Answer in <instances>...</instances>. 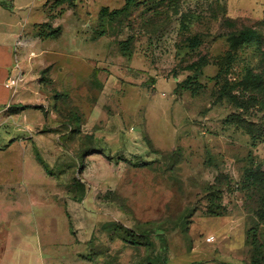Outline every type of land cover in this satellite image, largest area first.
<instances>
[{
  "label": "rangeland",
  "instance_id": "rangeland-1",
  "mask_svg": "<svg viewBox=\"0 0 264 264\" xmlns=\"http://www.w3.org/2000/svg\"><path fill=\"white\" fill-rule=\"evenodd\" d=\"M124 2L0 13L44 121L0 118V264H264V0Z\"/></svg>",
  "mask_w": 264,
  "mask_h": 264
},
{
  "label": "crops",
  "instance_id": "crops-1",
  "mask_svg": "<svg viewBox=\"0 0 264 264\" xmlns=\"http://www.w3.org/2000/svg\"><path fill=\"white\" fill-rule=\"evenodd\" d=\"M10 2V4H8ZM11 8V9H10ZM18 8L16 5V0H0V13H7L8 11H13ZM100 10V9H98ZM0 14V118L8 112L10 117L13 115H19V130L23 132H29V134H41L44 130L42 129L44 121L42 116L39 114H32V118H29L26 114V108H34L35 103L33 101V94H35L34 84H25L24 79H21L20 73L21 69L15 63V50L19 47V52L22 55L24 44L29 42V37L26 33L29 29H24L22 33L15 31L16 25L19 23H11L7 19L2 18ZM17 80L15 91L13 87H7L6 83L9 80ZM26 106V107H22ZM36 108V107H35ZM11 110V111H10ZM33 138V137H32ZM25 141L22 140V143ZM17 219L19 221V210H14ZM0 216V225L2 223H8L7 211L3 210ZM1 226L2 231L0 232V239L4 241L5 239H10L8 236V230ZM17 237L19 233H16Z\"/></svg>",
  "mask_w": 264,
  "mask_h": 264
},
{
  "label": "trees",
  "instance_id": "trees-1",
  "mask_svg": "<svg viewBox=\"0 0 264 264\" xmlns=\"http://www.w3.org/2000/svg\"><path fill=\"white\" fill-rule=\"evenodd\" d=\"M67 1H69V0H58V3H64ZM71 1H73V0H71ZM124 1H125L124 2L125 4H124V7H122V8L109 10V8L107 6L101 7L99 10V15L100 16L108 15L110 17H114L116 15H119L123 11H125L135 0H124ZM256 36H257V32L254 29H251V28L241 29L238 31L237 34H235L231 37L230 45L233 46V45L239 44L240 42H242L244 40H248V39L256 37ZM194 43H195L194 45L197 44L196 42H194ZM188 77H190V76H188ZM249 78H250L251 83L254 84L255 86H261L262 84H264V78H262V76H260L258 74H250ZM22 107H26V106H22ZM254 174H255V176H254ZM250 177L251 178L255 177V181L259 180L261 182H264V172H259L258 170H256L254 173L252 171L250 174ZM261 217L264 218V210H262V212H261ZM120 227H122L128 235H130V236L133 235V231H131V230H129L123 226H120ZM252 231H253V233H252V239L253 240L252 241L256 242V236H255L254 228L252 229ZM165 249H166V247H165ZM157 262H158V264H166V262L164 260L162 261L159 258H158ZM148 264H154V263L152 261H149Z\"/></svg>",
  "mask_w": 264,
  "mask_h": 264
},
{
  "label": "built area",
  "instance_id": "built-area-1",
  "mask_svg": "<svg viewBox=\"0 0 264 264\" xmlns=\"http://www.w3.org/2000/svg\"><path fill=\"white\" fill-rule=\"evenodd\" d=\"M16 84H17V80L14 78L13 80H9L7 83H6V86L7 87H13V90L15 91V88H16ZM213 239V236H209L207 238V241H210Z\"/></svg>",
  "mask_w": 264,
  "mask_h": 264
}]
</instances>
